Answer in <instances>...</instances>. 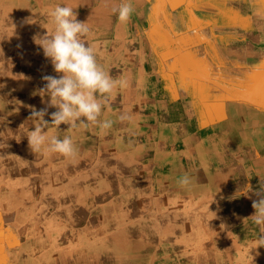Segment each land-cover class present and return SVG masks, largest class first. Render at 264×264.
<instances>
[{
    "label": "crops",
    "instance_id": "0c3cea01",
    "mask_svg": "<svg viewBox=\"0 0 264 264\" xmlns=\"http://www.w3.org/2000/svg\"><path fill=\"white\" fill-rule=\"evenodd\" d=\"M108 1L105 0L106 14L98 15L100 6L80 14V18L91 17L89 20L93 28L90 35L84 39L90 46L95 47L97 62L114 80L126 81L123 87L114 90L104 107L110 103L120 106L118 116L127 114L131 119L116 121L112 111L111 118L120 130L128 131L132 136L137 133V138L141 141L140 150L130 144L123 148L133 147L136 150L134 156L138 159L139 182L136 187L138 193L144 196L140 200H132L133 203H146L148 199H153L155 231L154 234L148 235L154 236L152 240L154 256L158 258L162 256L163 252L169 250L165 247H169V251L185 247L191 264H264V246L256 248L257 238L264 234L260 233L259 227L249 218L255 211L252 208V201L260 198L257 193L264 195V99L260 94V73L264 65V0H192V10L199 19L191 21V24L200 28L190 30L189 21L172 23L175 28L178 22L185 28L182 32L187 36L189 48L187 54L195 52L194 56L198 61L200 58L198 54L202 53L208 60L211 74L209 76L219 73L224 76L233 75L234 78V82L227 85L226 82L231 81L228 78L215 82L213 77H209L204 92L197 93L206 111L201 124H209L208 127L201 126L203 130L208 129L206 135H201L196 129L200 126L196 116V110L200 106L197 102L189 101L183 105L176 101L172 108L164 99L157 98L158 85L151 84V75L145 74L147 73L145 63L149 59L140 52L144 50L142 46L133 47L134 55L128 66L123 63L115 66L114 58L117 57L114 54L115 36H119L122 42L127 43L128 33L126 29L123 30L125 23H121L117 15L115 21L108 15V11L112 10L113 0H110L109 4ZM178 5L175 4V9L183 11V7ZM69 7L75 12L73 6ZM16 9L30 13L28 25L31 31L18 27L15 20H1L0 17V36L5 37H0V108L5 106L18 108L25 105V102L28 106L33 102L32 106L44 107L45 104L37 94L38 89L45 83L42 77L62 75L54 71L50 60L44 57L42 49L34 44L32 39L34 35H43L47 29L53 30L54 25H50L49 15L50 0H9L8 4L0 5L2 11ZM5 30L9 32L8 36L2 34V31L6 32ZM19 44H25L26 49H30L27 50L29 53L25 58L19 56L23 53ZM185 64L187 67H194L196 62L189 59ZM173 72L178 75L180 70L175 69ZM164 88L167 89L168 86L164 85ZM179 91H182L180 87ZM230 91L233 94H229ZM116 94L119 100L114 102L113 96ZM184 95L187 96V92ZM47 99L45 96L44 100ZM11 118L10 116L3 120L0 113V122L9 121ZM135 122L137 123L130 124ZM112 128L114 130V127ZM11 139L14 142L10 143L17 147L18 133L15 132ZM203 142L208 144L205 145ZM19 170L20 168L16 171ZM184 175H188L192 180L188 186L179 184ZM14 176H17V173H14ZM44 182L48 189L53 187L48 179ZM67 184L58 182L56 186L54 185L60 193L56 203L71 205L49 211L47 205L50 203L47 202L51 194H47V199L42 202L46 206L45 211L50 212L46 216L54 221L49 222L50 228L43 231L38 227L29 231L33 236L31 239V236L29 239L27 237V242L33 252L35 248L33 241L36 244L41 241L38 244L41 246V255H37L36 252L32 256L39 264L45 261L44 258L47 259V262L45 261L47 264H62L68 253L78 254L77 259L90 256L86 250H78L80 246L78 234H71L72 239L68 237L58 243L60 238L57 237L64 236V231L56 229L61 224L56 219L63 221L67 216L77 215L87 219V215L90 214L92 217L84 223L88 224L89 230L82 228L89 233L90 238L98 237V231L102 228L104 232L100 236L107 237L115 228L113 213L110 216L104 214L108 220L110 219L108 222H98L100 218L97 212L93 214L88 212L82 216L78 206L76 207L81 200L76 197L75 191L68 193L73 200L60 201L59 197L64 194L63 189ZM97 185L98 182L94 183L93 191L89 193L91 197L89 204L93 203V210L96 209L95 206L101 205L99 200L93 197L103 196L99 193L104 194ZM249 185L251 191H248L247 195H236ZM36 186L34 177L27 174L24 188L36 192ZM126 187L128 191L124 201L128 198L131 200L130 185ZM34 200V197H30L33 205ZM105 202L111 203L114 200ZM212 204H217L215 214L208 215ZM137 213L140 214V211ZM10 214L9 221L3 223L4 228L9 226L13 234L22 233V229L19 230L17 225V214H13V211ZM42 217L45 218V213H42ZM136 219L135 215L131 220ZM210 220H213L212 224L215 226L212 236ZM4 228L0 226L1 234ZM38 232H43L46 238H35L34 236H39ZM121 236L125 239L121 246L123 253L117 256L118 259L121 258L128 264L148 262L147 253L137 255L135 260L126 258L131 249L127 247L125 250V242L126 239L131 241L132 238H127L128 235L124 234V231ZM135 238L137 239V236ZM96 245L90 241L87 246ZM149 245L147 244V247ZM0 248L7 249V246L0 245ZM10 248L14 252L18 246Z\"/></svg>",
    "mask_w": 264,
    "mask_h": 264
},
{
    "label": "rangeland",
    "instance_id": "374dc122",
    "mask_svg": "<svg viewBox=\"0 0 264 264\" xmlns=\"http://www.w3.org/2000/svg\"><path fill=\"white\" fill-rule=\"evenodd\" d=\"M0 1L3 4H8L9 2V0ZM119 2L120 0H113V7L117 6ZM130 2L133 7V12L129 21L125 23L123 29H126L128 33L127 43L122 42L119 39V36H115L114 54L117 56L114 58L115 66L122 63L128 66V62L134 55L133 47L142 46L144 50L140 52L144 53L146 59H149V61L145 63V69L147 72L145 74L151 75V84L157 83V98L164 99L165 103L170 105V107H172L176 101H180L183 105L187 104V102L189 103V101L197 102L200 106L198 110H196V116L198 117V123H200V126L196 129L201 135H206L208 129L203 130L201 126L208 127L209 124H201L206 111L203 107V103H201V98L197 96V93L204 92V86L209 77H213L215 82H221L222 78L224 80L228 78L231 81L226 82L227 85L232 84L234 78L233 75L230 76L228 74V76H224L219 73L209 76L211 75L209 74V62L202 53L198 54L200 58L196 61L194 67L186 66L185 63L189 60L186 51H188L189 48L187 47V36L185 35V32H182L185 28L182 27L179 22L175 28L172 23L175 24V21H189L190 30L193 28L194 30H198L200 28L191 24V21L199 19L196 17V12L192 10V0L191 2L185 0L181 5L178 3V7H183V11L176 10L175 5L158 2V0H130ZM109 3L110 0L108 1V4ZM50 4L51 10L57 5L73 6L75 8L74 13H76L77 20L87 22L90 31L91 28H93L89 20L91 17L87 16L86 18L83 17L81 19L80 14L86 13V11L91 8L100 6L101 9L99 8L98 15L100 13L102 15L106 14L105 0H50ZM108 15L113 21H115L116 14H114L112 10L108 11ZM29 16V12H24V10L22 11L20 9L9 11L0 10L1 20H15L18 27H23L31 31V27L28 25L30 19ZM50 25H53L51 24V19ZM40 29L44 30V28ZM2 34L8 36L9 32L3 33L2 31ZM24 45L25 44H19V48H21V52H23L19 56L22 58H25L30 50L26 49ZM197 46H199V44H197ZM169 53H173L174 58H169ZM193 54L195 55L196 53L194 52ZM174 64L176 65L175 69L180 70L178 75H175L173 72V70H175L173 68ZM114 75H117L116 70L114 71ZM247 81L249 82V80ZM200 82H203V84ZM164 85L168 86V88L165 89ZM179 87L182 89L181 92L179 91ZM186 92L188 94L187 96L184 95ZM229 94H233V92L230 91ZM117 100H119V97H117L116 94L113 96V101L115 102ZM32 104L33 102L28 106L25 102V105H21L18 108H10L9 106L2 107V109L0 108L3 120L10 116L12 117L9 121L5 120L0 122V217L2 220H0V226L4 228L3 223L9 221L11 216L10 213L13 211V214H17V225L19 230L22 229V233L16 232L13 234L10 227L6 226L3 233H0V245L7 246V249L0 248V264H39V261L34 260L32 256L36 252L37 255H41V246L38 245L41 241L37 244L33 241V244L35 245L33 252L31 245L27 242V237L29 239L31 236V239L33 236L29 231H32L37 227L42 228V231L46 228H50L48 227V224L54 220L51 221L48 216H46L50 213L49 211H53L54 208L71 205L70 203H67L66 205L56 203L58 199L57 196L60 194L58 193L57 187H55L58 182L68 183L67 187L63 189L64 194L59 197L60 201L73 200L71 199L73 197L68 193L75 191L76 197L81 200L80 203L76 204V207L78 206L79 212H81L82 216H85L88 212H92V214L93 212H97L100 218L98 222H108L110 219L108 220L104 214L110 216V214L113 213L115 223V228L112 232L107 234V237L100 236V234L104 232V229L102 228L98 231V237L90 238L89 233L82 229L85 228L84 223L88 221L87 219L92 217L90 214L87 215V219L86 217H81L79 215L75 217L67 216L63 221L56 219L61 222L60 226L56 229L64 231V236L57 237L58 239L60 238L58 243H61L63 239L68 237L69 239H72L71 234H78V245H80L78 250H86L90 255L88 257L82 256L77 259L78 254L68 253L67 259L62 262V264H128L123 259H118L117 256L123 253L121 246L125 237L121 236V233L125 230V222L129 219V216L130 220L133 219L135 215L136 218H141L143 216L144 219H140L139 222H143V225L148 227V230L146 231V233H148H145L146 235H144L145 238L142 236L144 239L152 242L154 236H149L148 234H154L155 231L153 226V210H155L153 199H148V202L146 203L132 202V200H140V198L142 199L144 196V194L138 193L139 191L136 187V184L139 182V179L137 178L139 174V168L137 166L139 165H137L138 159L134 156L136 150H134L133 147H130L136 146L139 150L141 149V146H139L141 141L137 138L138 134L134 133L132 136L128 131L119 129L118 125L111 117L114 113L116 121L119 120L118 114L121 107L113 105L114 103H110L109 106L103 107L101 116L99 117L100 122L106 120L112 121V126L109 129L102 130L99 127V124H89L87 127H78L76 129L68 128L65 124H61L59 129L49 125L48 128L45 129L50 137L54 135L60 139H63L65 136H70L72 138L77 149V153L73 158H65L58 153H33L29 149L27 140L29 131L34 130L33 121L29 119L31 108L33 107ZM34 107L37 110L43 108V106L40 105H34ZM55 110L56 109H48L49 113ZM135 113L137 114L136 109ZM45 120L50 122V115L45 116ZM136 123L137 122L130 124ZM120 126L123 125L120 124ZM193 126L194 125H192V127ZM112 127H114V130ZM130 127L133 128L132 126ZM15 132L18 133L17 147L10 143L14 142L11 139V136H14ZM203 143L205 145L208 144V142ZM128 144H130V146L123 148ZM18 168H20V170L16 171ZM14 173H17V176H14ZM27 174L34 177V181L37 184L36 192L27 191L28 189L24 188ZM47 179L53 185V187H50L49 189L48 187H45L44 181ZM97 182L98 189H100V191L103 190L104 194L99 193L100 191H98V193L103 196L97 195L93 197L101 203V205L95 206L96 209L93 210V205L89 204L91 200L89 193L90 191H93V184ZM128 184L130 185L129 197L131 200L128 198L124 202L127 197L126 192L128 191V187L126 186ZM47 189L48 191H46ZM80 190L81 192H79ZM111 192H114V194ZM47 194H51L49 195L50 200L47 202V204L50 203L47 205L49 211H45L46 206H44L42 202V200L47 199ZM30 197L35 198L33 202L34 205L30 202ZM106 197H108V199ZM52 200L53 203L50 202ZM106 200H114V202L106 203ZM126 203H128V205ZM215 205L217 204L210 205L208 215L215 214ZM138 210L140 211V214L137 213ZM42 213H45V218L42 217ZM32 215H34V217L31 218ZM26 217H30V219L27 220ZM130 220H128V222ZM212 222L213 220H210L211 236L213 229L215 228ZM73 229L75 230L72 231ZM38 234L39 236L34 237L37 239L46 238V236H43V232H38ZM128 238L130 239L131 235H128ZM134 239L136 238L134 237ZM90 241L95 242L97 245L93 247L87 246ZM129 242L127 243L125 250H127V247H130ZM12 246H18L17 250L12 252L10 250V247ZM167 249L170 250V248ZM169 250L166 252L170 253L171 251ZM4 251H6L5 254H3ZM164 253L165 252H163L162 255H164ZM170 254H172V252ZM126 256V258L130 260L136 259V256ZM44 260L47 262V259L44 258ZM45 261H42L40 264H47ZM57 262L58 260L56 263Z\"/></svg>",
    "mask_w": 264,
    "mask_h": 264
},
{
    "label": "clouds",
    "instance_id": "9594fccd",
    "mask_svg": "<svg viewBox=\"0 0 264 264\" xmlns=\"http://www.w3.org/2000/svg\"><path fill=\"white\" fill-rule=\"evenodd\" d=\"M112 12L121 23H127L133 12L130 0H120L117 6L112 7ZM49 15L53 30L47 29L46 33L34 35L32 39L42 49L44 57L50 60L54 71L62 75L42 77L45 83L37 94L45 107L39 110L34 106L31 108L29 119L33 121L34 130L27 135L28 146L33 153H58L65 158H73L77 149L72 138L50 137L45 129L49 125L59 129L61 124L71 129L87 127L89 124H99L102 130L109 129L112 121L100 122L99 117L114 90L123 87L126 81L114 80L97 62L95 47L84 39L90 33L87 22L78 21L72 7L57 5ZM45 96L48 97L46 101ZM50 108L56 110L49 113ZM48 115L50 122L45 120ZM119 119L125 121L131 117L123 114ZM191 182L188 175L179 180L182 186H188ZM248 191H251L250 185L236 195H247ZM257 195L260 198L252 201L255 211L249 218L264 234V195ZM261 246H264V235L257 238L256 248Z\"/></svg>",
    "mask_w": 264,
    "mask_h": 264
},
{
    "label": "bare ground",
    "instance_id": "6f19581e",
    "mask_svg": "<svg viewBox=\"0 0 264 264\" xmlns=\"http://www.w3.org/2000/svg\"><path fill=\"white\" fill-rule=\"evenodd\" d=\"M3 3L0 1V5H2ZM53 28V27H52ZM9 30V29H8ZM6 31V30H5ZM8 32V31H6ZM5 32V33H6ZM41 33V32H40ZM42 34V33H41ZM2 38H5L4 36H0ZM42 57V56H41ZM50 64V63H49ZM28 77V76H27ZM249 165V164H248ZM24 171V170H23ZM82 180V179H81ZM4 181V180H3ZM29 185V184H28ZM53 202V200H52ZM125 202V201H124ZM133 202V201H132ZM128 205V203H126ZM93 205V204H92ZM133 205V204H131ZM134 206V205H133ZM122 209V208H121ZM125 209V208H124ZM140 209V208H139ZM131 210V209H129ZM152 210V209H151ZM154 211V210H153ZM130 218V216H129ZM154 218V215H153ZM144 219L143 216L141 218H137L134 221H129L128 220L125 222V230H124V234L127 235H131V238L133 239L132 241H127L125 242L126 246L127 243L129 242V249L130 250V256L131 257H135L139 254H144L147 253L148 257L147 260L148 262H145V264H191V259L189 257L188 251L185 247H177V249H173L170 253H167L165 251L164 255L158 257H155V250L154 245L152 244V242H150L149 240L144 239V233H146V231L148 230V227H146L145 225H143V222H139V220ZM147 219V218H146ZM52 226V225H51ZM109 226V225H108ZM85 228L89 230V226L88 224L85 225ZM148 233V232H147ZM146 233V234H147ZM145 234V235H146ZM126 236V235H124ZM137 236V239H134V237ZM143 236V237H142ZM128 238V237H127ZM103 239V238H101ZM150 245L147 247V244ZM117 247V246H116ZM165 248H169V247H165ZM135 251H139V252H135ZM43 257V256H42ZM53 260V259H52ZM54 264V263H53Z\"/></svg>",
    "mask_w": 264,
    "mask_h": 264
},
{
    "label": "snow or ice",
    "instance_id": "6c2138e0",
    "mask_svg": "<svg viewBox=\"0 0 264 264\" xmlns=\"http://www.w3.org/2000/svg\"><path fill=\"white\" fill-rule=\"evenodd\" d=\"M158 2L169 3V4H172V5H175V4H178V3L185 2V0H158ZM188 2H191V0H188ZM169 58H174V54L173 53H169ZM188 58L190 60H192L193 62H196V58H195L193 53L189 52L188 53ZM173 68L174 69L176 68L175 64L173 65ZM260 94H261L262 99H264V65H262L261 73H260Z\"/></svg>",
    "mask_w": 264,
    "mask_h": 264
}]
</instances>
